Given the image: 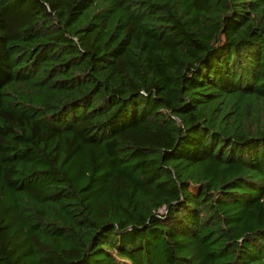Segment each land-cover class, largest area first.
<instances>
[{"label":"trees","instance_id":"obj_1","mask_svg":"<svg viewBox=\"0 0 264 264\" xmlns=\"http://www.w3.org/2000/svg\"><path fill=\"white\" fill-rule=\"evenodd\" d=\"M0 264H264V0H0Z\"/></svg>","mask_w":264,"mask_h":264},{"label":"rangeland","instance_id":"obj_2","mask_svg":"<svg viewBox=\"0 0 264 264\" xmlns=\"http://www.w3.org/2000/svg\"><path fill=\"white\" fill-rule=\"evenodd\" d=\"M49 256H60V254H56V253H49Z\"/></svg>","mask_w":264,"mask_h":264}]
</instances>
